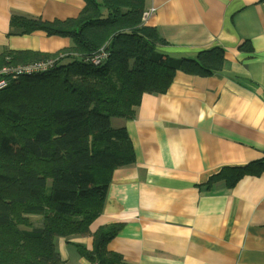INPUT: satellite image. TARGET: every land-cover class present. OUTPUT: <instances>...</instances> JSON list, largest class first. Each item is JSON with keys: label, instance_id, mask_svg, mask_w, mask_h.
<instances>
[{"label": "crops", "instance_id": "1", "mask_svg": "<svg viewBox=\"0 0 264 264\" xmlns=\"http://www.w3.org/2000/svg\"><path fill=\"white\" fill-rule=\"evenodd\" d=\"M85 5L0 0V54L71 47L70 37L22 33L11 20L75 18ZM145 7L155 8L145 24L165 39L161 51L196 58L222 48V69L178 70L167 92L144 93L134 117L120 119L136 161L114 170L91 233L57 237L56 251L63 264H92L76 244L92 249L93 233L116 223L108 250L120 264H264V0H146ZM255 163L263 171L234 187L209 183L222 168Z\"/></svg>", "mask_w": 264, "mask_h": 264}, {"label": "trees", "instance_id": "2", "mask_svg": "<svg viewBox=\"0 0 264 264\" xmlns=\"http://www.w3.org/2000/svg\"><path fill=\"white\" fill-rule=\"evenodd\" d=\"M75 18L44 21L14 15L22 33L44 30L70 37L73 45L50 71L24 75L0 91V264H63L57 237L91 233L101 215L115 169L136 161L126 126L144 93H165L178 70L209 76L222 69L224 51L175 58L154 26L143 21L146 0H85ZM104 47L95 65L87 58ZM39 51H5L0 66L58 57ZM255 164L222 168L209 183L234 187ZM263 164V163H262ZM30 215L42 218L40 225ZM121 224L99 227L93 247L76 244L92 264H120L108 250Z\"/></svg>", "mask_w": 264, "mask_h": 264}, {"label": "built area", "instance_id": "3", "mask_svg": "<svg viewBox=\"0 0 264 264\" xmlns=\"http://www.w3.org/2000/svg\"><path fill=\"white\" fill-rule=\"evenodd\" d=\"M154 11L155 8L153 7L144 10V23ZM108 55V51L102 47L98 52L87 58V60L95 65H99L107 59ZM56 58L57 57H52L36 59L24 63H14V61H11L10 57H7V62L0 66V91L8 87L12 81L18 80L24 75L41 74L52 70L59 62Z\"/></svg>", "mask_w": 264, "mask_h": 264}, {"label": "rangeland", "instance_id": "4", "mask_svg": "<svg viewBox=\"0 0 264 264\" xmlns=\"http://www.w3.org/2000/svg\"><path fill=\"white\" fill-rule=\"evenodd\" d=\"M154 8V7H153ZM57 53H59L58 55V57L56 58L57 59V61H60L61 60V58L62 57H64L65 59L66 58H71V57H75V56H79V53H72L73 55H67V54H65V52H63V53H60V51L59 52H57ZM53 54H56V53H53ZM49 58H52V57H49ZM6 63V62H5ZM44 73H46V72H44ZM122 121V120H120V118H115V119H113V124H114V126H120L121 124H119L120 122ZM39 218H41V217H38V216H36V215H31V216H29V219H30V221L32 222V223H34V222H36V220H38Z\"/></svg>", "mask_w": 264, "mask_h": 264}]
</instances>
